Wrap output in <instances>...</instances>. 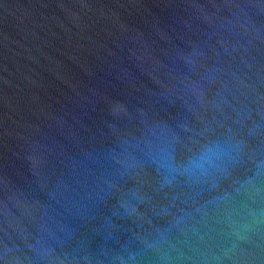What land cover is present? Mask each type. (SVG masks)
<instances>
[{
	"label": "water",
	"instance_id": "obj_1",
	"mask_svg": "<svg viewBox=\"0 0 264 264\" xmlns=\"http://www.w3.org/2000/svg\"><path fill=\"white\" fill-rule=\"evenodd\" d=\"M0 264H264V0H0Z\"/></svg>",
	"mask_w": 264,
	"mask_h": 264
}]
</instances>
